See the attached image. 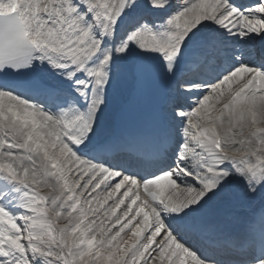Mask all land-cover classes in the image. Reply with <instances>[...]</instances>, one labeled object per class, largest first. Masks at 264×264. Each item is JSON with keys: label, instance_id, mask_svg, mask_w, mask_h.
I'll list each match as a JSON object with an SVG mask.
<instances>
[{"label": "snow or ice", "instance_id": "obj_1", "mask_svg": "<svg viewBox=\"0 0 264 264\" xmlns=\"http://www.w3.org/2000/svg\"><path fill=\"white\" fill-rule=\"evenodd\" d=\"M0 264H264V0H0Z\"/></svg>", "mask_w": 264, "mask_h": 264}]
</instances>
